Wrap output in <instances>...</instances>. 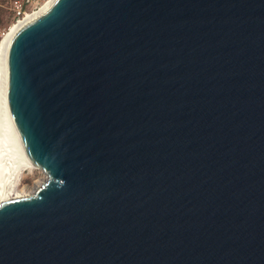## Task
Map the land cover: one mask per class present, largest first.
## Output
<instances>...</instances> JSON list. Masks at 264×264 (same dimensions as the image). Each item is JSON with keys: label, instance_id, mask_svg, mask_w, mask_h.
<instances>
[{"label": "water", "instance_id": "1", "mask_svg": "<svg viewBox=\"0 0 264 264\" xmlns=\"http://www.w3.org/2000/svg\"><path fill=\"white\" fill-rule=\"evenodd\" d=\"M7 103L46 178L0 264H264V0H54Z\"/></svg>", "mask_w": 264, "mask_h": 264}, {"label": "bare ground", "instance_id": "2", "mask_svg": "<svg viewBox=\"0 0 264 264\" xmlns=\"http://www.w3.org/2000/svg\"><path fill=\"white\" fill-rule=\"evenodd\" d=\"M54 0H46L38 9L26 13L6 31L0 40V202L22 197L19 192L25 172L39 169L30 161L27 149L10 115L7 103V53L15 33L27 22L46 11Z\"/></svg>", "mask_w": 264, "mask_h": 264}, {"label": "rangeland", "instance_id": "3", "mask_svg": "<svg viewBox=\"0 0 264 264\" xmlns=\"http://www.w3.org/2000/svg\"><path fill=\"white\" fill-rule=\"evenodd\" d=\"M11 0H0V40L1 36L15 23L9 9ZM46 176L40 169L26 171L19 186V192L32 193L45 180Z\"/></svg>", "mask_w": 264, "mask_h": 264}, {"label": "built area", "instance_id": "4", "mask_svg": "<svg viewBox=\"0 0 264 264\" xmlns=\"http://www.w3.org/2000/svg\"><path fill=\"white\" fill-rule=\"evenodd\" d=\"M46 0H11L9 9L13 22L22 18L26 13L38 9Z\"/></svg>", "mask_w": 264, "mask_h": 264}]
</instances>
